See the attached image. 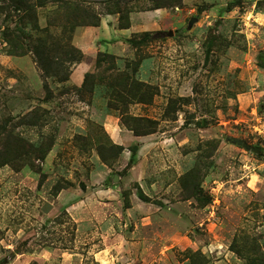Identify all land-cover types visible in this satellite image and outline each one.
Returning a JSON list of instances; mask_svg holds the SVG:
<instances>
[{
    "label": "rangeland",
    "instance_id": "1",
    "mask_svg": "<svg viewBox=\"0 0 264 264\" xmlns=\"http://www.w3.org/2000/svg\"><path fill=\"white\" fill-rule=\"evenodd\" d=\"M78 1L98 25L73 28L48 0L15 55L7 36L23 25L25 1L0 0V131L54 143L30 158L44 175L0 168V264L264 258V0H183L161 15L138 0L124 16L108 13L109 0ZM133 16L136 32L117 35ZM145 31L160 35L135 47L129 39ZM40 38L50 60L33 49ZM81 39L93 91L78 90L85 75L72 78ZM100 52L110 56L99 67ZM147 91L152 100L139 102ZM122 115L155 120L154 132L135 137Z\"/></svg>",
    "mask_w": 264,
    "mask_h": 264
},
{
    "label": "trees",
    "instance_id": "2",
    "mask_svg": "<svg viewBox=\"0 0 264 264\" xmlns=\"http://www.w3.org/2000/svg\"><path fill=\"white\" fill-rule=\"evenodd\" d=\"M22 1V0H21ZM24 6H25V10H24V15L21 17V23L23 25L21 26H17L15 33L13 32H9L8 33V40L12 39V43L14 46V50L15 52H12L15 55H19V54H25L26 51H24L23 53L19 50H26L25 48V40L31 38L32 36L30 35V33H27V26L28 24H33V28H39V25L37 23V21H34V16L37 13V6H43L45 5V3L48 2V0H37V2H31V0H24ZM58 2V5L60 6L61 9L65 10V15H66V19L67 23L70 25L72 23V21H69L70 18L74 19L75 22L71 25L73 26V28H75L78 25H98L99 20L96 21H92L91 18L94 19L93 14L91 13V11L89 9H87L86 7H84L82 5V3H80V1L78 0H54ZM132 1H138V0H109L107 1L109 4L113 5L114 8H108V13H120L124 15H128L129 12H131L132 8L131 7H126L128 4H130V2ZM150 2H153V4L151 5L150 9H160V8H169L175 5H182L183 4V0H150ZM37 3V4H34ZM110 6V5H109ZM91 17V18H90ZM96 19V18H95ZM64 26V30L67 29L68 27L66 26V23H63ZM129 27L128 25L123 26V28H127ZM9 31V29H7ZM44 31L46 29H43ZM160 35V31L158 32H150V31H145L143 33V37L140 39L137 38H132L129 39L130 42L133 43V45L135 47L139 46L140 44L146 43V42H150L156 38H158ZM10 36V39H9ZM45 40L43 38H40L38 40H35L33 45V49L38 53L39 56H45L48 58V60H50V56L49 53L47 54V51L50 50L51 51V46H47L45 43ZM73 46V45H72ZM53 50V49H52ZM77 51V50H75ZM110 55L107 53H103L100 52L99 56L97 57L96 60V64L97 66H101L102 62L109 57ZM82 57H84L83 54H80V56H76L73 57L72 59L69 60H80L82 59ZM42 62L45 60L43 57H41ZM40 63V61H39ZM43 64V63H42ZM64 64V63H63ZM48 70L46 69V72ZM59 74V73H58ZM57 74V75H58ZM69 75H65L63 76V79H67ZM95 75L94 72H90L88 71L85 74L84 77V81L82 86L78 89L79 91H83L85 89H90L91 91H93L94 89V84H95ZM93 80V88H90V84L91 81ZM122 86H123V82H122ZM150 88V87H149ZM122 90V87L120 88ZM123 91V90H122ZM123 93V92H122ZM144 94L141 95V98L139 100V102H144V100H149L151 101L152 99H149V91L147 92H143ZM148 98V99H146ZM35 115V114H34ZM125 115H122V119L124 120L123 122L127 125L128 129H130L131 131H133L135 136H142V135H147L150 133H153V124H155V120L150 119V118H144V117H138V116H131V115H127L128 117L125 118ZM125 118V119H124ZM38 120V119H37ZM35 121V119H34ZM146 121V124H144V122ZM6 136L4 137V134L1 133L0 131V136H3V143L0 146V168L2 166L5 165H12L14 166V168H16L17 170H21L24 166L28 165L31 168H33L36 172L41 173L42 175H44V173L42 172V168L40 166H38L34 161L32 162L30 158L32 157H36L37 159H45L46 156L48 155V153L51 151L52 147H53V140L50 139V141H42L40 144H29L28 145L25 143V140L23 138H20L18 134H14V131H7V129H5ZM134 150L136 149V147L133 148ZM28 160L30 162H28ZM40 184H42V181H40ZM142 198L144 200H147L146 196H144L143 194H141ZM126 206H130L129 201L126 202ZM18 253H20V249L18 248L17 250ZM237 252L240 254V256L242 255V250L241 249H237ZM244 256H247L246 253H244ZM251 263L249 264H264V258H260L259 259H252V261H250Z\"/></svg>",
    "mask_w": 264,
    "mask_h": 264
},
{
    "label": "crops",
    "instance_id": "3",
    "mask_svg": "<svg viewBox=\"0 0 264 264\" xmlns=\"http://www.w3.org/2000/svg\"><path fill=\"white\" fill-rule=\"evenodd\" d=\"M184 2H186V1L184 0ZM159 10H161V9H157V10H155V12L161 15V13H159ZM156 13L154 14V16H156ZM134 21H135V17L133 16L131 27H129V28L127 27L125 29H117V30L115 29V31L117 32V35L123 36L124 38L130 37L128 34H126V32L127 31L130 33L136 32L137 29L135 28L136 26H135ZM104 22H107V20L105 18L102 20L103 24H104ZM97 28H100V27L98 26ZM83 40L84 39H81L78 41L76 40L77 44L80 46V48L82 49V51L84 53V57H83L82 61H80L79 63H76V65H75L76 67L74 68V71L72 73L73 74L72 78L77 77V78H80L81 80H83L84 75L90 70L91 65H92V60L88 62L87 59L89 58V56H91V55L93 56V54L90 53V51H88V49H87L88 46L85 44L86 40H84V41ZM102 46H103L102 50H105V44L103 42H102ZM83 81H82V83H83Z\"/></svg>",
    "mask_w": 264,
    "mask_h": 264
},
{
    "label": "water",
    "instance_id": "4",
    "mask_svg": "<svg viewBox=\"0 0 264 264\" xmlns=\"http://www.w3.org/2000/svg\"><path fill=\"white\" fill-rule=\"evenodd\" d=\"M232 141H233L234 143L240 145V146H243V147L247 148V149H251V146H249L246 142H244V141L241 140V139L233 138ZM252 150H253L254 152H260L261 147H260V146H255V147H252ZM117 179H118V175L115 174V175H114V180H117Z\"/></svg>",
    "mask_w": 264,
    "mask_h": 264
}]
</instances>
